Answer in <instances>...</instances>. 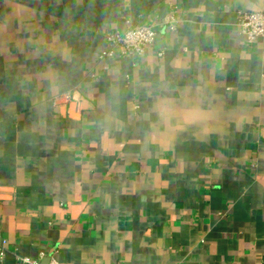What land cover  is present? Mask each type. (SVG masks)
I'll use <instances>...</instances> for the list:
<instances>
[{
  "label": "crops",
  "instance_id": "0c3cea01",
  "mask_svg": "<svg viewBox=\"0 0 264 264\" xmlns=\"http://www.w3.org/2000/svg\"><path fill=\"white\" fill-rule=\"evenodd\" d=\"M172 4L176 31L104 68L108 31ZM240 9L264 0H0L6 264H264V37Z\"/></svg>",
  "mask_w": 264,
  "mask_h": 264
},
{
  "label": "built area",
  "instance_id": "2783aa9c",
  "mask_svg": "<svg viewBox=\"0 0 264 264\" xmlns=\"http://www.w3.org/2000/svg\"><path fill=\"white\" fill-rule=\"evenodd\" d=\"M179 6L172 4L168 12L162 17L154 20L152 23L145 21L127 20V26L123 31H108L106 33L107 46L99 55V62H103L105 69H108L107 60L114 56H139L142 55L148 47L154 44L161 28L169 31H176L179 25L178 17ZM237 23L246 36L249 44L255 42L259 37H264V10H243L237 12ZM160 56L164 51L160 50ZM97 71H91L88 75L91 79L98 77ZM80 88L67 91L62 95L55 97L56 106L62 107L66 102H76L77 94L80 95ZM7 239L0 233V264H6L8 252ZM44 253L41 254L42 258ZM12 264H42L41 259L31 257H18ZM47 264H61L56 259L51 258Z\"/></svg>",
  "mask_w": 264,
  "mask_h": 264
},
{
  "label": "water",
  "instance_id": "95a60500",
  "mask_svg": "<svg viewBox=\"0 0 264 264\" xmlns=\"http://www.w3.org/2000/svg\"><path fill=\"white\" fill-rule=\"evenodd\" d=\"M47 262H48V259H46L42 264H47Z\"/></svg>",
  "mask_w": 264,
  "mask_h": 264
}]
</instances>
